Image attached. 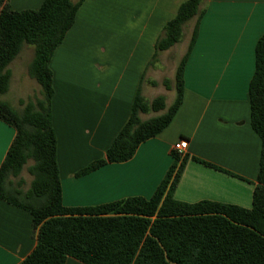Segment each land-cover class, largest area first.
Listing matches in <instances>:
<instances>
[{
  "label": "crops",
  "instance_id": "0c3cea01",
  "mask_svg": "<svg viewBox=\"0 0 264 264\" xmlns=\"http://www.w3.org/2000/svg\"><path fill=\"white\" fill-rule=\"evenodd\" d=\"M43 1L7 0V5L14 12L36 11ZM186 1L84 0L79 6L49 62L64 207L149 199L173 162L172 146L185 140L186 163L174 199L250 209L260 141L250 128L247 93L255 45L264 33V0H205L183 69L182 102L169 125L141 143L130 160L78 175L104 158L129 119L137 91L146 101L155 97L151 90L160 72L151 62L155 43ZM14 136L0 121V165ZM35 236L30 215L0 200V264H20L33 251ZM65 264L81 263L68 258Z\"/></svg>",
  "mask_w": 264,
  "mask_h": 264
},
{
  "label": "trees",
  "instance_id": "16d2710c",
  "mask_svg": "<svg viewBox=\"0 0 264 264\" xmlns=\"http://www.w3.org/2000/svg\"><path fill=\"white\" fill-rule=\"evenodd\" d=\"M83 1L44 0L36 11L14 12L7 0H0V97L9 90L7 68L24 45L34 48L27 74L40 88L39 96L22 103L20 112L0 100V121L15 131L0 165V200L29 214L36 232V245L20 264H65L68 258L81 264H264V33L255 45L247 93L250 128L260 141L250 209L210 201H176L173 193L186 157L174 152L172 164L149 199L129 197L88 208L62 205L51 126L49 62ZM204 5L205 0L182 3L155 43L151 62L157 53L178 44L191 22L189 44L175 68L174 82H163L166 90L175 91L172 104L166 107L163 96L148 102L137 91L129 119L104 158L78 175L130 160L141 143L169 125L182 102L183 69ZM150 113L156 115L140 119ZM23 169L31 177L24 191Z\"/></svg>",
  "mask_w": 264,
  "mask_h": 264
},
{
  "label": "rangeland",
  "instance_id": "374dc122",
  "mask_svg": "<svg viewBox=\"0 0 264 264\" xmlns=\"http://www.w3.org/2000/svg\"><path fill=\"white\" fill-rule=\"evenodd\" d=\"M190 25L191 22L187 24L186 27H184L183 36L179 44L173 46V48H171L168 53H164L163 56L158 58L156 56L155 60L153 61L156 63V66H160V72L159 85L151 90V93L155 96L152 98L154 99L157 96L163 95V97H165L166 107H169L174 101L175 91L173 89L167 91L163 86V82L168 80H170L172 84L174 82L175 68L182 58V55L186 50L187 41L189 40L191 31ZM33 52L34 48L32 46L24 45L19 55L10 63L7 68L11 74L9 90L5 95L0 97V100L7 103L17 112L22 110V103L25 104L28 101H33L35 97L39 96L40 88L38 84L29 78L27 74L28 66L33 59ZM158 54L159 53H157V55ZM152 100H148V102ZM155 115L156 114L153 113L142 115V119L145 120ZM20 176L24 181L22 189L23 191L27 190L31 181V177L27 174L26 169H23Z\"/></svg>",
  "mask_w": 264,
  "mask_h": 264
},
{
  "label": "built area",
  "instance_id": "2783aa9c",
  "mask_svg": "<svg viewBox=\"0 0 264 264\" xmlns=\"http://www.w3.org/2000/svg\"><path fill=\"white\" fill-rule=\"evenodd\" d=\"M187 149V142L185 140H179L172 146V152L178 155L180 158L185 156V151Z\"/></svg>",
  "mask_w": 264,
  "mask_h": 264
}]
</instances>
